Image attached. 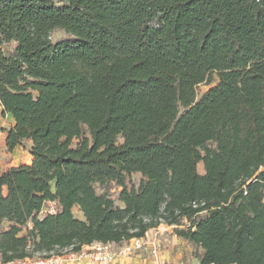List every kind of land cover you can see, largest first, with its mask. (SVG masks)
Segmentation results:
<instances>
[{"label": "trees", "instance_id": "1", "mask_svg": "<svg viewBox=\"0 0 264 264\" xmlns=\"http://www.w3.org/2000/svg\"><path fill=\"white\" fill-rule=\"evenodd\" d=\"M0 106L33 158L0 173L2 262L165 224L264 264V0H0Z\"/></svg>", "mask_w": 264, "mask_h": 264}, {"label": "rangeland", "instance_id": "2", "mask_svg": "<svg viewBox=\"0 0 264 264\" xmlns=\"http://www.w3.org/2000/svg\"><path fill=\"white\" fill-rule=\"evenodd\" d=\"M69 37L61 31L55 32L52 35V41L54 43H57L61 40L68 39ZM15 44L10 43V44H5L3 46L4 53L7 56H10L12 54V51L14 49ZM209 89L208 86H201L199 90V97H201L207 90ZM11 124L8 121L7 116H3L1 111H0V173L4 170L5 166L7 164H18V163H32V156L29 154V145L24 144L23 147H21L20 154L14 155V151L10 152L6 146V143L4 144L3 138H4V133L3 131L10 128ZM123 140L121 138L117 139V143L121 144ZM198 172L200 174H204V167L203 164H200L198 166ZM132 180L135 183H138L140 180V175H133ZM79 218L80 216L77 215ZM187 222L184 221L182 224V227H186ZM163 230H158L157 232H161V234H167L168 229L167 226L164 225ZM156 232V233H157ZM161 234H155L152 236V241L154 239L160 240L163 238H159ZM24 235V233L22 234ZM169 236H167L169 239H171L170 233H168ZM173 245L175 246V250L171 252V257H168L167 254L170 253L169 248H166L163 246V243H160V246L156 245V248L148 245L145 246L144 242L141 240L140 241V246L137 245L135 240H131L130 242L123 243L122 245H112V253L114 255L121 254V256H118L117 262L115 264H121V260L125 258L129 263L132 262V258L136 256V254H139L138 252L144 251L145 255L147 256V260H155L158 262V264H197L198 259V250L197 249H192L190 245L187 243L178 240V242H174ZM151 246V247H149ZM201 252V251H199ZM57 256H59L57 254ZM63 257H66V254L63 252L61 255ZM126 261V262H127Z\"/></svg>", "mask_w": 264, "mask_h": 264}, {"label": "built area", "instance_id": "3", "mask_svg": "<svg viewBox=\"0 0 264 264\" xmlns=\"http://www.w3.org/2000/svg\"><path fill=\"white\" fill-rule=\"evenodd\" d=\"M56 212L55 204L49 203L46 208H44L41 212V216L45 214H54ZM165 224H161L157 227V230H163ZM167 226V225H165ZM137 245L140 246L141 240H135ZM67 256V260L76 261L78 259L86 258L91 260L96 264H115L117 262L118 256L121 254L114 255L112 253V245L111 244H104V243H94L91 248L86 251L81 250L80 252L74 253L69 252L65 253ZM0 264H65V257L63 256H55L52 255L50 257H35V258H28L24 260H16L4 263L0 260Z\"/></svg>", "mask_w": 264, "mask_h": 264}, {"label": "crops", "instance_id": "4", "mask_svg": "<svg viewBox=\"0 0 264 264\" xmlns=\"http://www.w3.org/2000/svg\"><path fill=\"white\" fill-rule=\"evenodd\" d=\"M0 111H1V113H2V108H1V106H0ZM7 118H8L9 123L11 124V126H13V125H14V121H13L12 116H11V115H7ZM3 136H4V138H3V139H4L3 142H4V144H5V143H6V135L4 134ZM20 148H21V147H19V148H17L16 150H14V155H15V156L18 155V154H20V150H19ZM29 155H30V154H29ZM30 156H31V155H30ZM19 164H20V163H18V164H14V163H12V164H7V165L5 166L4 169H6V168H8V167H16V166H18ZM23 164H25V163H23ZM27 164H31V163H27ZM79 216L81 217V214H79ZM167 229H168L167 234H161V232H157V231H158L157 229H152V230H150V231L146 234L145 238H143V239H141V240L144 242L145 246L151 245V246H153V247H155V248H156V245L160 246V243H163V246L166 247V248H169V250H170V253L167 254L168 257H171V252L175 250V248H174L175 246L173 245V243H174V242H178V240H180V242L183 241V242L187 243L188 245H190V246L192 247V249H194V248L197 249L195 243H193V242H189V241H186V240H184V239L178 237V236L175 234V226H167ZM156 232H157V233H156ZM168 233L172 234V235L170 236L171 239H169V238L167 237V236H169ZM155 234H157V235H158V234H161V236H159L158 239H160V238H163V239H160L159 241L156 240V239H154V240L152 241L151 238H152V236H154ZM151 246H149V247H151ZM91 247H92V245H90V246H85L82 250H83V251H86V250H88V249L91 248ZM138 253H139V254H136V256L132 258V262H131V263H129L125 258H123V259L121 260V264H158V262L155 261V260H147V256L145 255L144 251H140V252H138ZM126 261H127V262H126ZM65 264H96V263H94V262H92L91 260L86 259V258L78 259V260H76V261H70V260H67V256H66V257H65ZM197 264H198V263H197Z\"/></svg>", "mask_w": 264, "mask_h": 264}]
</instances>
